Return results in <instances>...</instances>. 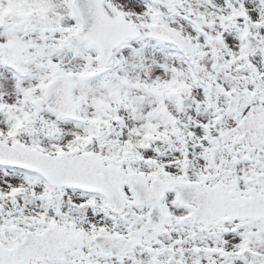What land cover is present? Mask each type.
I'll return each instance as SVG.
<instances>
[{"label":"snow or ice","instance_id":"1","mask_svg":"<svg viewBox=\"0 0 264 264\" xmlns=\"http://www.w3.org/2000/svg\"><path fill=\"white\" fill-rule=\"evenodd\" d=\"M0 264H264V0H0Z\"/></svg>","mask_w":264,"mask_h":264}]
</instances>
